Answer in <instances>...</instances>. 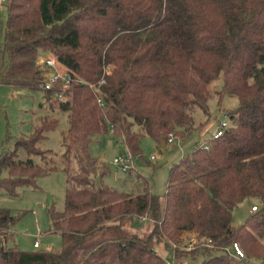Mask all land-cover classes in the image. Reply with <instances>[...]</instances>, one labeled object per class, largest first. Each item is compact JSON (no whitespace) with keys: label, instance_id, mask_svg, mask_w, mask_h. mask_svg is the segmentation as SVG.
Returning <instances> with one entry per match:
<instances>
[{"label":"trees","instance_id":"trees-1","mask_svg":"<svg viewBox=\"0 0 264 264\" xmlns=\"http://www.w3.org/2000/svg\"><path fill=\"white\" fill-rule=\"evenodd\" d=\"M2 6L0 84L44 91L68 126L57 158L38 145L58 125L52 114L0 153V195L18 197L37 188L41 176L66 175L63 210L46 209L61 249H19L13 227L21 213L0 206V264H69L76 252L72 264H264V0H5ZM47 55L70 74L66 88L58 79L45 89ZM219 77V97L239 100L226 112L229 126L171 168L163 197L144 179L137 192L102 183L109 170L89 153L94 136L112 133L132 160L141 156L143 136L165 145L184 139L195 129V111L208 115L209 85ZM20 149L29 156L20 158ZM252 198L256 209L233 225L234 208ZM128 220L137 229L127 228ZM234 243L245 253L241 261L230 255ZM158 244L172 251L173 262Z\"/></svg>","mask_w":264,"mask_h":264},{"label":"rangeland","instance_id":"rangeland-1","mask_svg":"<svg viewBox=\"0 0 264 264\" xmlns=\"http://www.w3.org/2000/svg\"><path fill=\"white\" fill-rule=\"evenodd\" d=\"M5 20L6 10L4 6H1L0 32L4 29ZM222 88L221 77L209 85L212 93L208 102L209 113L205 115L200 109L195 111V129L186 138L168 142L167 145L162 146L153 138L143 136L140 142L141 156L133 158V169L130 173H125L114 165L115 158L123 154L129 155L124 143L110 132L94 136L89 145V153L93 158L104 163L109 170V173L102 178V183L121 191L137 192L143 189L142 179H144L154 194L163 197L168 188L171 168L192 152L196 145L206 143L214 134L220 121L229 120L226 112L238 106L239 100L236 96L219 97L217 92ZM45 114H52L56 117L58 125L48 132L46 138L38 145L50 150L52 156L57 158L64 151L62 138L68 126L66 114L61 112L58 103L47 101L42 90H29L0 84V153L4 147L13 149L16 139L29 135L37 119ZM18 153L20 158L29 156L24 149H20ZM31 157L36 163L42 162L39 156ZM98 181H101L100 178ZM36 184L37 188L21 190L18 197L0 195V206L21 213V219L13 227L15 243L19 249L35 250L33 245L38 237L41 246L36 250L58 251L62 247L61 237L50 231L46 209L54 205L56 210H63L66 175L62 170H58L39 177ZM252 204H259V200L257 198L248 199L234 208L233 225L244 222L251 212ZM126 222L127 228L137 229L133 226L134 221ZM132 222L133 225H131ZM138 222L141 228L139 232L144 233L145 222ZM96 241V238H93L82 248L87 249ZM156 250L167 262H173L172 251L164 244H158ZM77 253L70 257L69 264L75 261Z\"/></svg>","mask_w":264,"mask_h":264},{"label":"built area","instance_id":"built-area-1","mask_svg":"<svg viewBox=\"0 0 264 264\" xmlns=\"http://www.w3.org/2000/svg\"><path fill=\"white\" fill-rule=\"evenodd\" d=\"M5 0H0V8L3 5ZM41 64L45 67L51 70L49 73V81L44 84L45 89H50L52 87V84L57 81L58 79H62L63 81V87L66 88L71 80V76L69 73L66 72V70L61 67L56 58L53 55H47L45 58L41 60ZM229 126V122L226 120L220 121L218 124L214 134L212 137L217 138L221 136L225 130ZM173 138L171 137L169 142H173ZM206 148L208 147V144H205ZM114 165L118 168H120L123 172L128 171L132 168V159L130 155H122L120 157H117L114 159ZM256 207H252V210H255ZM40 245L39 240L35 241L34 246L38 247ZM191 246V245H190ZM230 255L237 261H241L245 257V253L243 249L237 244L234 243L230 250ZM172 264H175L174 262Z\"/></svg>","mask_w":264,"mask_h":264},{"label":"water","instance_id":"water-1","mask_svg":"<svg viewBox=\"0 0 264 264\" xmlns=\"http://www.w3.org/2000/svg\"><path fill=\"white\" fill-rule=\"evenodd\" d=\"M161 145H162V146H164V145H165V142H164V140H162V143H161ZM63 264H68V259H65V260H64V262H63Z\"/></svg>","mask_w":264,"mask_h":264},{"label":"crops","instance_id":"crops-1","mask_svg":"<svg viewBox=\"0 0 264 264\" xmlns=\"http://www.w3.org/2000/svg\"><path fill=\"white\" fill-rule=\"evenodd\" d=\"M39 232H40V230L38 229V233H39ZM37 238H38V237H36V240H35V241H37ZM38 239H39V238H38ZM33 246H34V245H33Z\"/></svg>","mask_w":264,"mask_h":264}]
</instances>
